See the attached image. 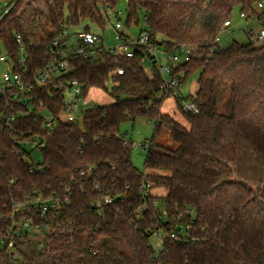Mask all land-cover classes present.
<instances>
[{
  "label": "trees",
  "instance_id": "1",
  "mask_svg": "<svg viewBox=\"0 0 264 264\" xmlns=\"http://www.w3.org/2000/svg\"><path fill=\"white\" fill-rule=\"evenodd\" d=\"M123 0H0L13 10L0 20V57L19 71L21 47L30 76L55 58L54 39L65 29L105 31L106 17ZM127 27L146 24L150 44L166 54L188 46L194 54L179 65L180 88L199 73V114L182 112L190 130L162 112L168 96L150 52L131 56L99 51L76 58L57 85L78 81L83 98L108 90L110 105L84 108L73 122L47 129L42 118L9 112L0 97V233L27 220L48 230L46 240L17 239L0 245V264H264V42L223 48L217 40L236 10L246 20L259 17L260 0H125ZM1 15V9H0ZM21 36L22 44L17 40ZM152 61L150 77L142 63ZM57 91V90H56ZM54 85L31 96L58 118L66 107ZM161 95V97H159ZM9 116L13 118L10 120ZM145 118L155 124L144 160L147 174L133 163V143L120 134L123 123ZM167 129L174 151L156 143ZM38 138L40 144L25 148ZM38 150L35 162L31 152ZM89 170H92L88 173ZM162 187L164 213L146 183ZM34 195L55 199L46 215L24 209L13 218L11 206ZM112 203H104L105 198ZM163 232L157 254L151 239ZM181 231L178 239L171 232Z\"/></svg>",
  "mask_w": 264,
  "mask_h": 264
},
{
  "label": "built area",
  "instance_id": "2",
  "mask_svg": "<svg viewBox=\"0 0 264 264\" xmlns=\"http://www.w3.org/2000/svg\"><path fill=\"white\" fill-rule=\"evenodd\" d=\"M14 8V3L9 5H2L0 3L1 15L0 20L7 14H9ZM259 17L253 18L251 20H257L260 22L261 28L258 32L253 33L257 39L258 43L264 42V0H260L256 6ZM122 13L119 12L116 15L117 22L114 27L115 31V41L117 45L107 46L105 37L97 31H78L77 33H72V30L65 29L63 33L54 39L51 53L55 55V58L45 66L44 69L37 71L33 76L28 74L27 70L23 69V65L26 61L24 47H21L20 59H19V71H15L14 63L8 59L5 55L0 57V61L5 62L9 65V69L5 71L0 77V97L6 99V107L9 112L15 111V107H19L17 113L21 117H31L35 120L44 119L46 121V128L52 129L58 122H73L81 116V112L84 109L82 104L85 102L83 98L82 86L78 81H70L66 84L57 85L56 81L66 75L71 71L70 62L76 58H95L99 51H110L115 55H127L131 56L136 48H144L150 52V58L158 65L157 53L162 51L159 47L151 46L150 36L146 30L140 31L138 36L131 37L124 33L122 25ZM242 18L245 17L242 15ZM248 20V21H251ZM233 23L231 21L225 22L222 34L232 27ZM221 34V35H222ZM72 36L76 37V42H71ZM17 40L22 44L21 36H17ZM219 43L221 41V36L217 40ZM194 51L188 46L179 47L173 54H169V62L166 66H157L160 72V76L163 80L161 85V95L168 96L169 98L180 97V85L181 76H173V71L182 64L188 63L192 58ZM48 85H54V90L56 92H49V95L56 97L58 91L63 92L64 97L67 91L72 93V100H68L65 97L66 107L58 116L54 117L52 113L49 112L46 104L38 100L36 97L31 96V93L36 89H43ZM181 110L186 114L197 115L199 114V109L195 103L187 100L181 101ZM66 114V118L62 119V115ZM1 117V114H0ZM10 120H13L9 116ZM128 142V140H127ZM40 144L38 138H32L25 148L36 149ZM144 147V146H143ZM92 170H89L90 173ZM151 185L146 183L142 187V192L144 194L150 195L149 190ZM104 203H112V198H105ZM156 202L154 205H157ZM57 202L55 199H46L39 195H34L30 197L26 202L19 203L14 202L11 206V212L13 218L16 217L24 209H32L35 212H39L41 216L46 215L51 209L57 208ZM163 214L164 211H163ZM48 230L46 227L40 224H34L32 221H21L17 223L14 221L12 229L0 233V245H7L8 249L13 247V244L17 239L38 241L43 244L46 240ZM181 231L171 232V237L178 239ZM160 241L161 244L164 240V234L158 231L154 234ZM162 249V247H161Z\"/></svg>",
  "mask_w": 264,
  "mask_h": 264
},
{
  "label": "rangeland",
  "instance_id": "3",
  "mask_svg": "<svg viewBox=\"0 0 264 264\" xmlns=\"http://www.w3.org/2000/svg\"><path fill=\"white\" fill-rule=\"evenodd\" d=\"M209 2L210 0H206ZM117 12L122 13V25L123 31L128 36H138L140 31L146 29V24L143 19L140 20L139 25H132L131 28L127 27V16H128V5L125 0H123L119 6L117 7ZM106 28L105 31H97L104 35L106 45L107 46H115L117 42L115 41V31L114 27L117 22L116 15L113 12L108 13V18L106 17ZM233 25L221 35L220 45L223 48L229 47L233 42H238L242 45L247 44H256L259 45L261 43L257 42V39L252 36L253 33H256L260 30L261 25L257 20L248 21L241 17L238 10H236ZM82 31V30H80ZM72 33H77L76 31H71ZM71 42H76V37L72 36ZM169 55L163 51H159L157 53L158 65L166 66L169 62ZM146 73L151 77L152 76V61L148 58H145L142 63ZM157 65V66H158ZM9 69V65L5 62L0 61V77L2 74ZM198 77L199 73H194L191 75L182 89V93L184 95H188L190 93H194L198 87ZM112 83L107 85L108 90L102 89H92L90 90L88 97L85 99V102L82 104L84 108H92L97 106H105L112 104L115 99L110 94V90L112 88ZM65 97L68 100H72V93L67 91L65 93ZM161 97V95H159ZM162 112L166 115L171 116L177 122H179L185 129L190 130V124L185 119L182 112L179 110L177 106V98H168L164 101L162 105ZM66 118V114L62 115V119ZM154 127L155 124L145 118H138L135 122H126L121 125L120 134L128 141L133 143V163L140 170L147 174H153V172L146 170L144 167V160L149 150V144L151 143V139L154 135ZM156 143L160 145V147L164 150L174 151L177 149V144L173 142L170 138V133L167 129L162 130L161 134L156 138ZM144 146V147H143ZM31 158L38 162L41 160L40 153L38 150H33L31 152ZM148 184L151 185L150 182ZM146 185V184H145ZM149 194L152 197H155L158 201V204L161 211H164V205L162 202V198L167 195V190L162 187H152L149 190ZM151 245L154 248L155 252L158 254L161 251V241L154 236L151 239Z\"/></svg>",
  "mask_w": 264,
  "mask_h": 264
},
{
  "label": "crops",
  "instance_id": "4",
  "mask_svg": "<svg viewBox=\"0 0 264 264\" xmlns=\"http://www.w3.org/2000/svg\"><path fill=\"white\" fill-rule=\"evenodd\" d=\"M182 89H183V88L180 89V98H181V99H186V98L189 97L190 95H196L197 90H198V87H197V90H196L194 93H190V94H188V95H184V94L182 93Z\"/></svg>",
  "mask_w": 264,
  "mask_h": 264
}]
</instances>
